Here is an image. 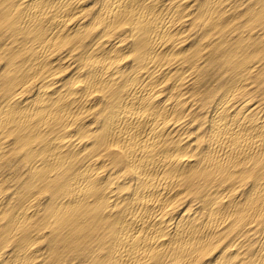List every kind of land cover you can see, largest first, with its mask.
Segmentation results:
<instances>
[{
	"label": "bare ground",
	"instance_id": "1",
	"mask_svg": "<svg viewBox=\"0 0 264 264\" xmlns=\"http://www.w3.org/2000/svg\"><path fill=\"white\" fill-rule=\"evenodd\" d=\"M225 1L206 0L195 15L187 0H98L87 22L84 0H0V33L21 42L13 51L0 48L10 66L0 158L6 149H25L33 180L51 190L46 216L57 228L84 230L82 243L101 236L95 264H195L225 239L230 243L213 264H264V108L241 99L244 81L256 72L249 62L264 59V0L244 10L261 34L234 39L227 31L232 20L219 25L220 13L230 12ZM195 16L218 27L226 50L214 53L225 52L244 78L235 75L220 89L204 135L192 139L179 126L189 111L182 90L192 70L173 76L170 67L194 65L195 55L181 43L188 38L184 23ZM123 28L126 38L110 39ZM91 33L99 35L88 42ZM65 49L80 60L71 82L60 84L64 78L56 75L74 66L55 56ZM95 108L96 128L77 125ZM189 191L200 196L190 202ZM8 204L0 196V264H36L40 249H33L37 235L28 224L38 209L28 213L34 203L25 201L5 218L17 206ZM20 224L23 237L12 238ZM10 245L15 253L8 257L2 249Z\"/></svg>",
	"mask_w": 264,
	"mask_h": 264
},
{
	"label": "rangeland",
	"instance_id": "2",
	"mask_svg": "<svg viewBox=\"0 0 264 264\" xmlns=\"http://www.w3.org/2000/svg\"><path fill=\"white\" fill-rule=\"evenodd\" d=\"M188 1H190L192 4ZM205 1L206 0H197V1L196 0H187L189 5H192L191 9L195 8V11H197L195 13V15L198 14V12L200 10V7H199L200 4L204 3ZM244 1H245V3H244ZM255 1L256 0H247V1L246 0H242V1L241 0H226L225 1V5L230 9V12L225 11V12L220 13V19L221 20L219 19L220 20L219 25L225 24L229 20H232L229 22V25H228L229 28L227 29V31H230L229 33H231L232 39H234V37H236V38L239 37L240 33H243V34H241L243 38L248 37V36L254 38L257 35L261 34V33L259 34L260 30L256 32L257 34H255V31L257 29H255V28L253 29V26H255V24H257V23L254 21L252 15L249 16L246 11H245L246 13L244 12V10H247V8H252L255 5L254 4ZM84 3L87 5L86 6L87 10H86V12L83 13V14H85L84 20L89 22L91 14L95 12L96 7L98 6V0H84ZM247 3L249 5H247ZM93 4H94V6L92 7ZM250 4H252V5H250ZM232 10L234 13L231 14ZM240 12H241V14H240ZM81 16H83V15H81ZM193 18L184 23V28H186V30H188L187 33H184V34H185V37L187 36L188 38H186V40L183 41V43H181V45L183 46V48L185 47L184 49L188 50L191 54L195 55L194 56L195 57L194 65H191L190 63H188V64L185 63L184 65L182 64V66H181L182 68L177 67V65H172L170 67L171 69L173 68L172 69V72L174 71L173 76H176L183 71L192 70L191 71L192 74H190L191 76L188 77L187 83H185L186 88L183 87L184 89L182 90V92L186 93L184 95L185 97L183 96L182 98H184V99L186 98L188 100L187 104H188L189 111L186 113L185 116L182 115L184 117H182V121L179 125L180 127H182L181 131L192 132V133L188 132L190 134L191 138L193 137L192 139L197 138V137L201 138L204 135V131L207 128L206 120L208 119V117L211 114V109L213 107V104L215 103L216 98L219 96V93H221L220 89L227 86L230 82H232L234 80L235 75H238V74H236L237 72L231 70L232 65L229 64L228 58L225 55V52L221 53V54L214 53V50H216V47L223 49V51L226 50V47L224 45L220 44L221 34L217 30L218 27H215V25H213L214 28L211 29V27H212L211 23L203 22V19L196 18V16H195V20ZM212 18L216 19V17L214 15H212ZM236 18H238V19H236ZM223 21H226V22L223 23ZM0 34H1L0 35V48L4 49L5 47H10V49H12V51H13L16 46H19V44H21V42L16 39L18 37L17 36H11L12 34H10L9 32H4V33H0ZM98 35L99 34L96 35L94 33H91V36L88 38V42H92L95 39L94 37L95 36L97 37ZM127 35H128L127 29L123 28V29L117 31L116 33H114L112 38H110V39L112 40L113 37L115 38L117 36H118V38H126ZM7 41H9V42L7 43ZM189 47H190V49H189ZM3 49H0V104L3 101V99H5V96H6L5 86L7 85V82L4 78V76L7 75V72H8L9 67H10L6 63V59H5L8 52H5V50H3ZM78 53L70 54L68 52V50L65 49V51H63L61 53L59 51L58 55H55L59 60H62L60 58H66V60L69 59L74 64L72 69H69L66 72L58 73L56 75L60 79L64 78L63 79L64 82L62 81V82H60V84L61 83H63V84L69 83V81H70L69 79H72L75 77L73 74V71L76 69V67L78 65V61L80 60V56ZM259 56L260 55H256L255 57L252 58V60L250 59L251 61L249 62V65L250 66H256L255 67L256 72L252 77H250L244 81L245 89L242 91V93L243 92H245V93L241 99L246 98V99L252 100L254 103L259 104L261 107L264 108V59L259 60L258 58H256ZM57 62L55 65L57 68L56 70L58 71V69L60 67L58 65H60L61 63H57ZM203 62H204V65H203ZM192 66H194V67H192ZM175 68L177 70H175ZM45 71H44L45 73L43 76H46L48 74V72H47L48 70H45ZM241 73L242 72H240L238 75V76H240L239 80L241 79V77L244 78V76H241ZM41 78H42V76L38 79L36 78V79L32 80L30 84L26 85V87L23 89L22 93L26 96L31 95L34 91L35 84L38 83L41 80ZM3 81H4V83L2 84ZM252 81H253V83H252ZM171 82H172V77H169L168 81L164 84V88H166V91H168V89L170 88ZM224 82H225V84H224ZM15 92H18V90L16 89ZM239 96H241V95H239ZM239 96H237L236 98L238 99ZM251 98H253V99H251ZM192 104H194V106ZM97 112H98V109H96V108L94 110H91L88 114H85L84 118H81V119L76 121L77 125H78V123L82 122L83 125H85V126L87 125L86 128L89 130H91L92 128H96L99 124V122L97 121L99 119ZM92 121H93V123H92ZM181 125H183V126H181ZM185 128H186V131H184ZM10 139H12V138L8 137V140H10ZM85 142H90V139L88 137L85 138ZM25 154H26L25 149H23V150L17 149V150H13V151H11L9 149L4 150V153H3L2 157L0 158V181H1L0 182V196H1V198H3L4 201L9 203L8 206L9 205H17L15 208H12L10 206L7 209V211L3 214L5 216V218H7L8 212H12V214H13L15 211L18 210L16 208L17 207L19 208V206L22 205L23 203H25V201L30 200V202H31V200H32V203H34L33 204L34 209L31 208L30 210H28V213H31L35 209H38V211L35 210L37 212L32 215L31 219L29 220V224H28L29 230L31 229L32 230L31 232L34 235H37V239L35 240V243L33 245V249H35V250L40 249L41 250V251L40 250L37 251L39 254V258L37 260L33 261V263H35L36 261L37 262L40 261L41 263L39 262L38 264H88V263H92V262L95 264V260H94L95 255H97V254L100 255L103 252V248L101 246H99L100 245L99 238H101V236H98L97 237L98 239H96L95 241H94V238L91 241H89V239L87 238L86 243H85V241H84V243H82L83 240H81L82 239L81 237L86 236L84 230L83 231H81V230L74 231L69 226H65L62 229L57 228V225L54 223L55 218L53 217L52 219H49L46 216V211H45L48 204L52 201L51 190L49 188L43 187V185H41L38 182L33 180V176L30 173V164L26 160ZM195 160L198 161V158H196V156H195ZM119 184H120V182H118L116 185H119ZM210 191L208 192L209 194H211L209 196H212L214 192H213V190H210ZM189 193L190 194L184 193V195H186L185 197H189L188 201H190V202L195 200L197 197L200 196L199 193H197V192H195V196L192 195V193L190 191H189ZM230 196L231 195H229V197ZM4 197H5V199H4ZM17 197H18V199H17ZM194 197H195V199H194ZM13 201H14V203H13ZM58 202H59V200H57L56 203H58ZM190 202H188L187 205ZM185 204H186V201L183 202L179 206V210L180 209L181 210L180 211L177 210L176 214L177 213H179V215L182 214L184 208L187 206V205L184 206ZM38 207H40V211H39ZM4 222H5V219H3L2 224ZM23 229L24 230L26 229L25 225L20 224L18 226V230L16 232H14V233H16L15 234L16 236H14V233L12 234L13 236L11 234H10V236H12V238L23 237L22 236ZM32 233H31V235H32ZM38 235H40V236H38ZM32 237H34V236H32ZM224 242H226V244L230 243V241H228V239H225L223 241V243H221L216 248L217 250H215L211 255L203 257L199 262H197L195 264H213L216 253H218L219 250L223 249ZM255 246H256L255 244H252L246 248V249H248L249 254L254 251ZM236 247L237 246H234L232 248L235 249ZM14 249H15V246L10 245L9 247L2 249V251H3L4 255L6 253V255L9 257L15 253V252H13ZM47 249H49V250H47ZM4 251H6V252H4ZM93 251L95 252V254H93L91 256V253ZM249 257L250 256L248 255V258ZM82 258H83V260H82ZM72 259H74V261ZM84 259L86 261H84ZM80 260L82 261V263ZM37 262H36V264H37Z\"/></svg>",
	"mask_w": 264,
	"mask_h": 264
}]
</instances>
